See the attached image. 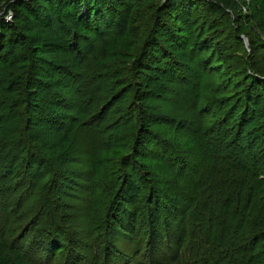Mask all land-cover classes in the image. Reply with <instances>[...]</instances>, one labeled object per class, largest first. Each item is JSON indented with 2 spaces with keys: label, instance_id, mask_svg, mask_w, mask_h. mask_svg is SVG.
I'll use <instances>...</instances> for the list:
<instances>
[{
  "label": "trees",
  "instance_id": "1",
  "mask_svg": "<svg viewBox=\"0 0 264 264\" xmlns=\"http://www.w3.org/2000/svg\"><path fill=\"white\" fill-rule=\"evenodd\" d=\"M144 1L30 0L14 5L30 13L21 19L17 15L18 24L16 15L12 22L6 19L8 11L0 16V195L12 188L10 180L20 173L16 171L17 163L30 179L27 183L19 178L13 184L25 194L18 198L14 209L18 227L0 229V264H26L36 252L51 257L62 253L65 246L58 238L66 232L60 225L63 217L53 204L71 179L61 163L83 128L94 131L95 136L92 139L88 134L92 142L88 161L94 201L107 203L93 208V222L101 208L104 216L113 212V225L127 210L128 222L135 228L143 213L140 201L147 193V200H156L155 207L159 199L173 198L170 190L149 183L153 177L146 159L149 147L154 146L163 156L184 164L178 172L185 170L181 176L188 204L185 214L189 215L172 255L156 264H264V43L257 45L247 35L250 55L247 53L245 60L235 57L229 63L227 57L214 55V42L222 30L229 29L230 21L220 4L166 0L144 16L137 10ZM234 35L236 38H231L248 52L242 34ZM229 39L227 36L220 41V46L228 44ZM62 54L71 56L56 63L54 60ZM130 54H134V62L127 66L122 59L131 58ZM90 61L96 64L88 78ZM51 66L61 70L72 84L55 79L60 91L37 102L41 90L53 88L48 82L52 77L46 75ZM220 66L221 71L229 68L234 76L227 73L226 79L212 77ZM142 75L151 78L150 82L161 79L155 89L162 90L156 94L160 97L165 92L171 95L163 80L189 84L193 76L197 77L189 90L202 114V141L178 130L187 127L186 119H178V129L163 130L159 124L155 128L153 123L167 116L155 118L148 111H140L146 107L142 100L150 96L142 90ZM98 76L104 81L110 79L111 97L99 108H87L101 100L95 95L81 97ZM69 85L74 97L65 92ZM101 87H95L96 95L102 92ZM128 95L133 97L127 104ZM134 112L139 120H135ZM111 113L118 117L103 128ZM211 115L214 120H210ZM43 125L60 133V140L52 146L34 131ZM221 133L230 138L225 153L209 141ZM244 136L249 137V148L240 145ZM251 148L254 157L246 159L245 153ZM129 163L134 165L131 170ZM155 167L161 169L158 164ZM112 168L116 169L115 176ZM187 168L194 181L185 184ZM25 204L30 206L27 210ZM35 205V210L31 209ZM66 235L70 241V234ZM259 245L263 246L260 250ZM94 259L93 264H103Z\"/></svg>",
  "mask_w": 264,
  "mask_h": 264
},
{
  "label": "rangeland",
  "instance_id": "2",
  "mask_svg": "<svg viewBox=\"0 0 264 264\" xmlns=\"http://www.w3.org/2000/svg\"><path fill=\"white\" fill-rule=\"evenodd\" d=\"M21 1L23 0H0V16L2 17L8 11L6 19L9 22H12L16 15L15 23L18 24L17 22L19 21L17 20V15L19 19H21V17L24 18L30 14L25 9L20 10L19 7H14L16 3ZM207 1L220 4V6H222L221 8L224 10V15L227 16L231 21H229V29L222 30L217 36L218 43L216 44L217 41L214 42V55L227 57L225 59L229 63L230 60L234 61L235 57L245 60L247 53L250 55V42L247 35H249L254 40V42L257 43V45L264 43V6L261 5L263 0ZM165 2L166 0H146L142 4L143 6L139 7L137 10L141 11L144 16H149L152 13V8H155L160 4L162 5ZM146 4L151 5V7L147 8ZM141 12H139V14ZM235 33L242 34L241 39H243L248 52L243 51V45H241L238 40L236 41L233 39L236 38L234 35ZM227 36L231 40L229 39L228 44L224 43L223 47H221L219 42H222ZM231 36L233 38H231ZM120 46L123 47L121 44ZM131 46L134 48V42L131 44ZM130 52L133 53V50L129 51L128 53ZM228 54L230 55L228 56ZM130 55L131 58L128 57L122 59L126 62L127 66H132L134 62V54L133 57L132 54ZM70 56L71 55L69 54H62L54 61L56 63L59 61H65L70 58ZM231 56L234 57L231 58ZM120 59L121 58H119V60ZM228 62L225 63L228 64ZM95 64L96 63L94 61H90V63L87 65L86 77L90 78L93 75L92 73L94 72ZM123 64L125 63L123 62ZM214 65L217 66L218 64L214 63ZM220 68L221 66L219 67V71L217 70L216 74H211L212 77L216 76L215 78H217L218 76V78L226 79L229 76H227V73L231 74L232 77L234 76L229 68L225 69L227 71H221ZM58 72L59 70L53 66L49 68V71L46 73V75L47 77H49V75L52 77V79L48 82L51 84L53 83V88H51L52 86H49L41 90L36 100L37 102H41L40 98L46 96L47 98H50V95H53L55 90L60 91L58 82H56L55 79L59 78L60 83L63 81H68L61 70L59 73ZM104 80V78H100L98 76L94 81L88 84L87 88H85V90H89V92H83L84 94L81 95L83 99L92 97V95H95V97L101 99L99 102L98 100H95L92 104L90 103V105H87V108H99L106 100H109V97H111L110 79L106 81ZM141 80H144V86L142 87V90L144 89L143 91L146 92V95L150 96L145 97V99L142 100V104L146 107H142L143 109H140V111H148L152 115H155V118L156 116L159 117L160 114L167 116L164 121L160 120L156 123H153L155 128L157 127L156 124H159L162 126L163 130L168 128L172 130L175 128L178 129L180 127L177 126L178 121L180 119H186L187 122L185 126L187 127L179 128L178 130L189 134L192 138L198 140L199 142L203 140V134L200 130V117L202 114L200 113V107L196 103V97H193L189 90L191 85L196 82L197 77L193 76L191 83L189 84H184L177 79L174 81L169 79L168 82L167 80H163V82H165L168 86L166 91L171 93L170 96H166L165 92L164 97L156 95L162 93V90H155L157 84H159V80L161 81V79H153L152 82H150L151 78L142 75ZM68 82V84H72V82ZM97 85L102 86V92L100 91L101 93L96 95L95 87ZM65 92L69 94V97H74L75 95L71 85L68 86V89H66ZM89 93H91L90 96L88 95ZM132 97V95H128L127 104L131 103ZM122 104L124 105V108L127 107L126 102ZM44 107L45 105H43V108ZM49 108L53 109L52 107ZM122 110H120L118 114H120ZM58 112L66 113L62 110H59ZM106 117L107 121H105L103 128L112 124L118 115L111 113ZM214 117L215 116L211 115L212 119L210 120H214ZM134 118L135 120H139L138 113L134 112ZM173 118H177V120L175 121ZM254 126L255 124L251 125L250 128ZM67 128L70 129L69 123H67ZM34 131L40 139L46 141L45 143L48 142L49 146L54 145L57 140H60V133H58L57 130L48 128L47 125L36 127ZM89 133L91 134L92 139H94V131L89 132V130L87 131L84 128L80 129L79 136L77 135L78 137L75 141L74 147L71 148L70 154L66 156V160L61 163V165L66 170H68V173H70L71 179L67 181V187L63 191L58 192V199L55 201L53 206L56 205L58 207L57 211L60 216L63 217V222H61V224L58 222V224L65 228L64 230L66 233L64 232L65 234H63V238L59 237L58 241L60 244L64 245L65 248L62 250V253L58 254L56 257L48 256L44 254V252H36L34 256L29 258L30 260H28L26 257V260L29 261L26 264H93L95 260L94 258H97V260L101 261L103 264H156V262L162 261L165 258L171 256L176 248V239L181 233L183 227H185L184 222H188L189 219V215L186 216L185 214L188 204L184 201L186 190H184L185 188L183 187L181 176L185 170L178 172L179 168L184 164L182 163L180 165L179 163H176V158H173V160L169 159L167 157L169 155L163 156V154H160L159 148L157 149L154 146L149 147V150L151 151L148 153L149 157L146 159V166L149 168V171H152L151 176L153 177V182L150 181L149 183L150 185H154L156 188L170 190L169 192L173 197L171 200L175 199L176 202L172 200L174 202L172 203L170 199L165 201L159 199V206H156V210V200H147V196L149 194L147 193L146 196L140 201V206L143 207V213L139 219V225H137L135 228L131 227L130 223L128 222L127 210L121 212L119 220L113 225V212L110 213V216H104L105 210L101 208L100 211L102 213L98 211V218H95V222H93V208L95 209L96 206L98 207V205L103 204V202L95 203V195L93 194L92 187L90 186L91 172L88 156L92 142L90 141V136H88ZM212 137L213 135H209V138ZM228 139H230L228 136H223V133H221L219 136H216L209 141H212V146H221V149L219 148L220 150L217 148L218 151L225 153L229 149L227 146V142L229 141ZM244 140L245 141H241L240 145L242 147L246 146V148H249V137L244 136ZM221 141L223 142L222 144ZM104 142L107 143L106 141ZM230 149H232V147H230ZM247 150V154L245 153L244 157L246 159L253 158L254 151H251L253 149L251 148ZM193 153H197V149L194 150ZM235 154L237 153L234 149V155ZM247 155L249 156L247 157ZM19 164L17 163L18 166L16 171L20 173L18 176L13 177L12 180H10L12 188L4 190L3 194L0 195V229L5 227H7V229L18 227L17 222H15L16 220L14 219V216L16 215L14 209L17 208L19 204H17L16 201L19 197L21 199V197H23L21 194L24 195L25 192L24 189L17 190L16 186L13 184L19 178L23 181L26 180L27 183L30 181V179H28L29 175L24 174L23 166ZM155 164H158L161 169H157ZM193 164H196V162ZM129 165L130 166L128 167V170H131L134 165L132 163H129ZM197 167L198 166H196V168ZM187 170L186 171L188 175L187 177L185 176V184L194 181L191 172L188 168ZM115 171V168L111 169L113 176L116 175ZM105 204L107 205V203H104L103 205ZM153 206L155 208H153ZM27 207H30L29 204L23 205V208L26 210ZM35 208L36 205L34 208L31 207L33 210H35ZM126 208L129 209L130 207ZM32 212H29L30 217L32 216ZM10 214L12 215L11 217ZM66 234H70L68 235L71 237L70 241L69 237L67 240L65 239L67 236ZM262 245H259L257 249L260 250V248L263 247ZM186 251H188L187 248ZM43 259H45V261Z\"/></svg>",
  "mask_w": 264,
  "mask_h": 264
},
{
  "label": "water",
  "instance_id": "3",
  "mask_svg": "<svg viewBox=\"0 0 264 264\" xmlns=\"http://www.w3.org/2000/svg\"><path fill=\"white\" fill-rule=\"evenodd\" d=\"M23 1H30V0H23Z\"/></svg>",
  "mask_w": 264,
  "mask_h": 264
}]
</instances>
